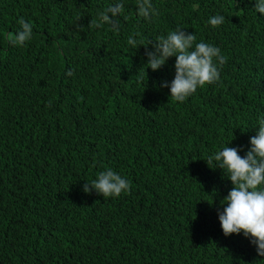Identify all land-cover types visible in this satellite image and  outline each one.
Returning a JSON list of instances; mask_svg holds the SVG:
<instances>
[{"label": "trees", "instance_id": "trees-1", "mask_svg": "<svg viewBox=\"0 0 264 264\" xmlns=\"http://www.w3.org/2000/svg\"><path fill=\"white\" fill-rule=\"evenodd\" d=\"M116 3L113 28L100 14ZM255 3L150 0L145 18L137 0H0V264H264L250 237L224 236L232 183L206 163L228 144L244 156L264 117ZM21 17L32 37L14 46ZM176 29L227 58L182 103L160 86L175 57L154 72L145 55ZM109 167L130 191L85 193Z\"/></svg>", "mask_w": 264, "mask_h": 264}, {"label": "clouds", "instance_id": "clouds-1", "mask_svg": "<svg viewBox=\"0 0 264 264\" xmlns=\"http://www.w3.org/2000/svg\"><path fill=\"white\" fill-rule=\"evenodd\" d=\"M137 3L142 17L154 14L150 0H137ZM255 10L264 15V0H256ZM122 12V3L110 5L100 14V22L109 23L115 28L116 22L112 17ZM224 21L223 15H216L210 17L208 23L218 27ZM17 23L20 30L9 37V42L14 46H23L32 37L33 25L23 17ZM102 23L92 19L88 27L94 29L102 26ZM127 43L136 47L137 40L129 36ZM153 47V51L145 47V55L148 58L146 65L154 72L161 69L169 58L175 57L174 79L170 83L163 81L160 86L168 88L169 98L180 103L198 88L217 82L220 66L227 62L218 47L203 40L197 43L195 34H187L181 29L158 36ZM67 75L71 76L73 72L69 71ZM228 145L208 156L206 161L208 166L215 162L232 183L231 190L221 201L223 210L218 212L219 223L225 237L243 233L246 238H251L257 254L264 257V117L258 120V132L250 138V148L244 156L239 154L241 149ZM130 189L131 182L110 167L100 171L95 179L83 186L85 193L94 190L104 199L118 198Z\"/></svg>", "mask_w": 264, "mask_h": 264}]
</instances>
